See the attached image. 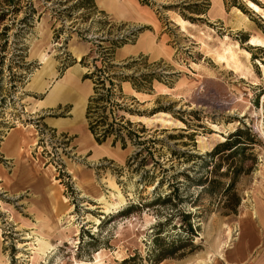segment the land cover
<instances>
[{"label": "rangeland", "instance_id": "obj_1", "mask_svg": "<svg viewBox=\"0 0 264 264\" xmlns=\"http://www.w3.org/2000/svg\"><path fill=\"white\" fill-rule=\"evenodd\" d=\"M97 1L0 0V264H95L99 252L103 264H219L220 245L239 228L241 210L264 201V183L255 185L264 163V13L252 11L248 0H224L225 11L211 18L213 0H140L164 21L169 16L189 24L185 30L168 27V59L122 60L119 48L141 30L114 21ZM251 1L264 11V0ZM252 36L263 44L250 45ZM227 47L235 49L241 67L218 61ZM40 50L49 56L44 68ZM80 50L78 59L73 51ZM70 67L79 69L75 82L48 107L42 99ZM38 70L48 76L42 92L32 88ZM127 81L137 90L140 85L147 100L130 97ZM90 85L82 116L79 97ZM94 97L103 100L91 102ZM90 104L97 106L91 118ZM161 112L173 124L155 118ZM131 115L154 119L143 124ZM51 120L67 122L66 128ZM91 121L99 135L106 132L102 142L89 131ZM238 128L249 129L253 143L229 159V151L210 155ZM12 129L26 138L21 155L28 160L2 151ZM25 164L29 175L17 172ZM113 185L126 201L106 211L100 200ZM52 206L59 217L73 216L60 230L71 239L53 237L34 259V234Z\"/></svg>", "mask_w": 264, "mask_h": 264}, {"label": "crops", "instance_id": "obj_2", "mask_svg": "<svg viewBox=\"0 0 264 264\" xmlns=\"http://www.w3.org/2000/svg\"><path fill=\"white\" fill-rule=\"evenodd\" d=\"M159 1L165 3V2H177V1H188V0H159ZM195 1H201V0H195ZM213 1L210 2V8L208 10V15L210 18H211L210 14L212 13L215 14V8H219V7L221 8V10L219 9L217 10V12L225 11L224 0H213ZM97 3L99 8L105 11L106 13H108L114 21L123 22L126 23L131 28H139L141 30L138 33V35L135 37V40L133 42L126 43L119 48L118 54L120 59L129 60L140 56H146L150 60H159V59H168L172 55L173 46L171 44V38L169 35L168 27L169 26H173V27L175 26L176 28L179 27L175 18L168 16V19L164 21V19L159 16V14L155 11V9L152 6L142 3L140 0H98ZM220 17H222V15L216 16L215 19ZM83 52H84L83 50H80L77 53L73 51L76 57L77 56L81 57ZM67 71L61 76L62 78L60 79L61 84L56 87V90L50 91V93L49 94L47 93L46 96L42 99V101L49 102L47 105L48 107H53L60 100H63L64 98L58 99V91L65 89L66 91L65 93L67 94V87H69L68 84L70 85L75 82L74 81L75 75L73 74L78 73L79 69H77V67L76 68L70 67L67 69ZM52 77L54 78V76ZM47 80H48V76L43 77L41 81H39L37 84H34V87L32 88L41 92L42 90L45 91ZM57 80H59V78ZM123 86L130 97L141 100L140 97H138L137 95L138 92L140 94L143 93L142 95L146 96L143 99V101L147 100L148 98L147 96L149 94L144 91L135 89L131 84V82L129 81L125 82V85ZM90 90H91L90 92L89 91L85 92L81 97H79L81 99L80 101L82 104L81 106L82 116L84 114L87 99L92 95L93 92V87L91 85H90ZM67 120L71 121V119H67ZM133 120L134 119H132V121ZM133 122H139V121H133ZM66 123L64 124V123L52 122L51 120V124H53L57 128L59 126L66 128ZM84 126L86 125L84 124ZM116 153L117 152H112L111 154L115 156ZM257 180L258 182H256ZM257 180L255 181V185L257 186L259 185L261 186L264 183V181H262L260 178H257ZM255 202H256L255 207H252L250 210H244V209L241 210L239 223H238L239 228L238 229L236 228L237 232L240 231V234L236 235L235 234L236 232L232 230L234 234L232 233L233 236H232V240H231L232 242L230 248L226 251L223 257H220L221 261L219 262V264H264V201L262 203L260 201L255 200ZM254 211H256V213H254ZM229 238L230 237L228 236L226 239L229 240ZM224 257H226V259H224Z\"/></svg>", "mask_w": 264, "mask_h": 264}, {"label": "bare ground", "instance_id": "obj_3", "mask_svg": "<svg viewBox=\"0 0 264 264\" xmlns=\"http://www.w3.org/2000/svg\"><path fill=\"white\" fill-rule=\"evenodd\" d=\"M247 4H248L249 8L252 9V11H254L256 13H261V12L264 13V11L261 9V7L259 5H257L255 2H253L251 0H248ZM219 9L221 10L220 7L219 8H215V13H218L217 10H219ZM177 23L179 25H181V29L182 30H185L186 27L189 24V22L187 20H185V19H180V20L178 19V22ZM249 44L250 45H253V46H260L261 44H263V40L261 38L257 37V36H252L251 40H249ZM222 46H224V45H222ZM227 46H229V45L227 44ZM234 50L235 49H232L231 47H227V48L224 49V51L219 52L218 55L216 56V58L218 59V61L223 62V63L225 62L228 65L231 62H233V64H235V67H238L239 68V66L241 67V65H240L241 62L239 61L238 56H237V53ZM40 52H41V62L43 64L42 68H44L46 66L47 62L49 61V56L43 50H40ZM246 53H247L246 55H248V57H249V52H246ZM77 58L80 59L81 57L80 56H77ZM42 75L43 74L41 73V70H38L32 76V81H31L32 82V85L37 84L39 81H41ZM73 75H75V74H73ZM68 80H69V78H68ZM159 89L162 92H166L167 91L166 88H163L161 86L159 87ZM48 90H50V89H48ZM142 94H140V93L137 92V95H138V97H140V99H144L146 97V96H144ZM155 116H156L155 118H157V119H159L161 121H164L167 124H170V125L173 124L172 118H170L171 116H170L169 113L161 112V113L156 114ZM131 117H132V119H135L136 121H139V122H142V123H148V122H150L151 118H153V116L148 117V116H137V115H131ZM214 127L219 128V126L216 125V124H214ZM216 128H214V129H216ZM25 129L26 128H24V130ZM17 130H19V133H20V131H21L20 129H12L11 131H9L8 135L6 136V138H5V140H4L3 144H2L3 145L2 151L6 152L7 153V156L9 158L12 157V156H14V157L16 156V157H18L19 160H21L23 158H26L25 160H28L27 157H26V155H24V156L21 155L22 154L21 149L23 147L22 145H23V143L24 144H27V140H26V138L23 135L22 136L21 135H18L17 132H16ZM80 143H81L82 147H84L86 145L85 139L81 140ZM99 149H101V148H99ZM25 165L24 166L21 165V170L17 171L19 174L24 173L25 170L27 171V174L29 172H31V169H29V165L28 164H25ZM256 175H257L258 178H260L262 181H264V163L261 165V168L257 171V174ZM256 182H258V180ZM125 201H126V199H125L122 191L120 190V188L118 186L116 187L115 185H113L112 190L110 191L109 197L108 198L106 197L103 200H100V203L104 206V209L106 211H108L110 209H113L114 210V208H118L119 206L125 204ZM54 210H55V212H54ZM69 215L70 214H65L62 217H59L60 216V213L53 206H52L51 209L45 210V214H43L41 216V218L44 217V220H43L44 221V227L43 228L41 227L42 228L41 231L37 232V234H34V235L37 236V239L36 240L38 241L39 247L38 248H34L32 246V248H30V249H37V252H35L37 255L35 257H33L34 259L35 258L42 257L45 254V252L52 246V238L53 237L59 236L60 239L62 240V242L63 241H66V240L68 241V240L71 239V237L69 235H65V234H62L60 232V230L62 229L63 220L66 218V222H70L71 218H73V216H71V215L69 216ZM68 226H71V223ZM68 230L69 231H72L73 230V227H68ZM235 232H236L235 233L236 235H239L240 234V231L237 232V229L235 230ZM232 233L234 234V232H232V230L230 229L227 232L228 236L230 237L229 240L226 239L220 245V247H222V250H221V252L219 250V252H220V255L222 257L224 256V254L226 253V251L230 248V245H231V242H232L231 240H232V236H233ZM20 244L21 245L19 247L26 246V244H24V243H20ZM31 245H33V244H31ZM21 256H23V253L22 252L19 253L18 257H21ZM95 257H96L95 264H103L102 263L103 258H102V253L101 252L97 253Z\"/></svg>", "mask_w": 264, "mask_h": 264}, {"label": "trees", "instance_id": "obj_4", "mask_svg": "<svg viewBox=\"0 0 264 264\" xmlns=\"http://www.w3.org/2000/svg\"><path fill=\"white\" fill-rule=\"evenodd\" d=\"M100 71H102V69H100ZM98 72V71H97ZM89 77V76H87ZM98 83V82H97ZM99 84H102V86H99ZM110 84H112V82H110ZM114 84V83H113ZM104 86V80L100 81L98 83V86H96V92H99V89L101 87ZM138 86V85H137ZM114 87H111V89H113ZM141 86H138V89L141 90ZM108 91H110V89H108ZM99 100H103V97H94L91 99V102H98ZM97 108V106H92L90 104V106H88V117L91 118V114L92 112H96L97 110L95 109ZM263 110H264V104H263ZM108 119V115H102V122H105ZM127 124H130L129 121H127ZM110 125H114L110 124ZM121 128L124 127V125L122 123H120ZM96 126L97 124H94L92 121L90 122V130L92 131V133L95 134L96 139L99 142H102L103 140H105V134L103 135H99L98 132L96 131ZM253 137L252 134L250 133L249 129H243V128H238L235 132H233L232 134H230L228 136V138L217 144L213 150L210 152V155H218L220 153H222L223 151H229L228 155H226V157L229 159L233 156H236L238 153H241V151L246 148L249 144L253 143ZM230 170H232L230 168ZM240 170L237 169L235 170V173H238ZM226 175L228 174V172L225 173ZM231 189V185H229L226 190ZM234 196H236L238 198L237 203L238 205L240 204V197H238V195L236 193H234ZM192 230V229H191ZM131 260L134 259H125L121 264H136V263H132Z\"/></svg>", "mask_w": 264, "mask_h": 264}, {"label": "built area", "instance_id": "obj_5", "mask_svg": "<svg viewBox=\"0 0 264 264\" xmlns=\"http://www.w3.org/2000/svg\"><path fill=\"white\" fill-rule=\"evenodd\" d=\"M143 1H146V0H143ZM148 2H150V3H156V2H158V0H147Z\"/></svg>", "mask_w": 264, "mask_h": 264}]
</instances>
